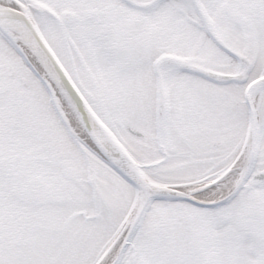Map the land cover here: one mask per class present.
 <instances>
[{"label": "snow or ice", "instance_id": "obj_1", "mask_svg": "<svg viewBox=\"0 0 264 264\" xmlns=\"http://www.w3.org/2000/svg\"><path fill=\"white\" fill-rule=\"evenodd\" d=\"M0 264H264V0H0Z\"/></svg>", "mask_w": 264, "mask_h": 264}]
</instances>
